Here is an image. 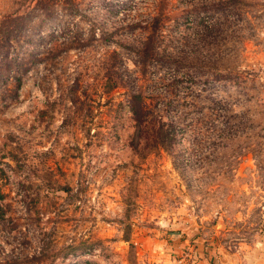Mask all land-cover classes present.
Returning a JSON list of instances; mask_svg holds the SVG:
<instances>
[{
  "label": "rangeland",
  "instance_id": "374dc122",
  "mask_svg": "<svg viewBox=\"0 0 264 264\" xmlns=\"http://www.w3.org/2000/svg\"><path fill=\"white\" fill-rule=\"evenodd\" d=\"M264 264V0H0V264Z\"/></svg>",
  "mask_w": 264,
  "mask_h": 264
},
{
  "label": "crops",
  "instance_id": "0c3cea01",
  "mask_svg": "<svg viewBox=\"0 0 264 264\" xmlns=\"http://www.w3.org/2000/svg\"><path fill=\"white\" fill-rule=\"evenodd\" d=\"M191 264H210V262L209 261H199V262H192Z\"/></svg>",
  "mask_w": 264,
  "mask_h": 264
}]
</instances>
